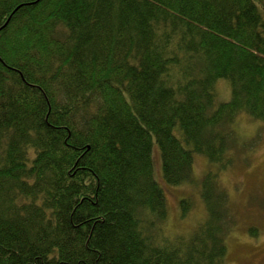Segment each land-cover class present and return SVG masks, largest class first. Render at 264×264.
<instances>
[{
	"label": "trees",
	"instance_id": "trees-1",
	"mask_svg": "<svg viewBox=\"0 0 264 264\" xmlns=\"http://www.w3.org/2000/svg\"><path fill=\"white\" fill-rule=\"evenodd\" d=\"M242 114L264 133V0H0V264H228L216 171L171 236L152 150L225 169Z\"/></svg>",
	"mask_w": 264,
	"mask_h": 264
},
{
	"label": "rangeland",
	"instance_id": "rangeland-1",
	"mask_svg": "<svg viewBox=\"0 0 264 264\" xmlns=\"http://www.w3.org/2000/svg\"><path fill=\"white\" fill-rule=\"evenodd\" d=\"M216 103L230 98L227 79L215 83ZM237 139L230 150L232 163L221 169L203 155L194 153L193 180L178 185L168 184L162 176L160 152L152 150L154 176L163 187L167 202L165 232L168 235H189L206 217L201 198V180L211 169L216 171L219 185L226 193L222 203L227 230L228 264H264V133L261 123L242 114L236 119ZM257 133L259 136H257ZM179 135V133H177ZM180 136V135H179ZM182 137V136H180ZM202 200V201H201ZM181 205L188 208L181 213ZM249 228H254L252 235Z\"/></svg>",
	"mask_w": 264,
	"mask_h": 264
}]
</instances>
